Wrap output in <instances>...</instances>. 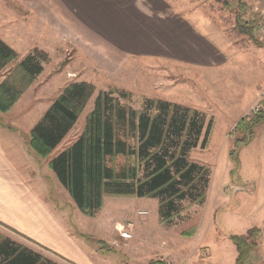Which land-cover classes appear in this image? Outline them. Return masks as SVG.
Instances as JSON below:
<instances>
[{"label":"crops","instance_id":"obj_1","mask_svg":"<svg viewBox=\"0 0 264 264\" xmlns=\"http://www.w3.org/2000/svg\"><path fill=\"white\" fill-rule=\"evenodd\" d=\"M240 2L260 24L263 9L258 0L254 5ZM188 6L189 0H0V39L19 55L18 61L0 74V85L12 68L36 50L48 55V63L60 62L51 76L57 85L67 84L62 89L56 85V96L48 105L45 97L41 99L44 91L38 106L28 98L34 91L32 86L10 112L2 113L10 116L16 110L17 124L0 123V237L63 263L95 264L88 249L49 204L41 168L44 160L29 146L31 130L69 84L87 82L97 88L92 80L107 78L124 86L130 65L156 62L204 75L200 84L211 89L215 104L218 100L222 104L232 101L241 111L252 109L264 88V47L255 48L251 41L241 46L243 41L205 17L192 15L194 11ZM43 68L44 73L45 62ZM253 69L261 72L263 86L240 89L242 76ZM84 74L85 80H68L69 75L77 78ZM240 158L242 173L247 170L250 175L257 174L254 181L259 191H252L262 201L256 224L261 230L259 247L250 263L264 264V125L257 129L255 140L241 151ZM249 182L242 180L241 184L225 187L233 189L234 199V187L246 194L251 189ZM228 211H234V207L230 205ZM237 257L235 253L233 263Z\"/></svg>","mask_w":264,"mask_h":264},{"label":"trees","instance_id":"obj_2","mask_svg":"<svg viewBox=\"0 0 264 264\" xmlns=\"http://www.w3.org/2000/svg\"><path fill=\"white\" fill-rule=\"evenodd\" d=\"M247 11V5L240 2L236 27L263 48L264 42L255 35L257 21H247ZM18 58V53L0 39V74ZM47 61L48 55L36 50L8 72L0 85L1 113L14 108L43 73V62ZM95 93L96 87L87 82H74L63 90L30 132L29 146L37 156L47 159L56 151L76 127ZM116 94L99 93L83 132L49 162V168L82 214L95 217L106 197L158 199L160 217L166 221L181 215L187 209L185 202L189 206L204 204L211 172L204 164L192 161L191 153L208 147L213 124L207 122L206 115L161 100H147L142 110H136L121 102L129 101L130 94ZM263 125L264 112L240 120L230 153L234 161ZM120 160L124 162L120 164ZM260 236L259 228L243 236H229L238 250L235 264H251ZM0 264L57 263L11 238L0 237Z\"/></svg>","mask_w":264,"mask_h":264},{"label":"rangeland","instance_id":"obj_3","mask_svg":"<svg viewBox=\"0 0 264 264\" xmlns=\"http://www.w3.org/2000/svg\"><path fill=\"white\" fill-rule=\"evenodd\" d=\"M243 1L250 4L257 0ZM238 5V0H189L188 7L194 11L192 15L203 16L212 25L227 29L239 41H243L244 44L241 46L245 47L251 40L237 27L235 28ZM253 18L254 13L248 11L245 19L250 21ZM258 24L257 21L255 35L261 39L257 33ZM251 43L254 45L252 41ZM45 63L46 71L37 78L32 85L34 91L28 96L32 98L31 103L35 106H38V99L44 91L45 95H42L41 99L45 97L47 105L56 96L53 90L55 91L57 83L51 73L60 62L57 64V61L51 60ZM255 70L259 69L255 67ZM255 70L242 76L240 83L243 87L238 85L240 89H258L263 86L261 72ZM68 77H71L69 81L85 80V74L77 75V78L76 76L72 78L71 75ZM203 79L204 75L198 72L170 68L156 62L130 65L124 86L112 79L99 78L98 81L94 79L92 81L97 85L96 93L76 127L49 158H41L44 160H41L43 161L41 168L45 171L43 181L50 198L49 204L70 226V232L88 249L89 257L95 264H150L154 261L163 264H235L234 255L238 250L229 236H243L257 228L256 224L262 212L260 196L254 197L255 191H259L258 183L254 181L257 174L252 172L250 175L247 170L242 173L243 165L240 158L241 151L250 144L239 152L237 161L230 156L236 137V126L242 118L255 116L252 111L254 106L246 113L247 108L241 111L239 104L232 101H225L222 104L221 100H218L215 104L216 101L212 100L215 98L214 93L200 84ZM65 85L66 82H63L58 84L57 88L62 89ZM102 91L117 92L116 97L119 96V92L130 94L132 97L129 101L121 99V102L129 103L136 110H142L147 100H161L189 107L206 115L207 122L213 124L208 147L198 148L191 153L192 161L204 164L211 172L210 188L204 204L189 206V202H185L184 206L187 209L173 220L166 221L160 217L158 199L106 197L102 210L95 217L90 218L82 214L49 168V162L74 143L83 132L87 116L93 110L94 102ZM216 94L221 96L219 92ZM263 94L264 88L260 91L259 98ZM16 118V110L10 116L0 113L1 124L9 122L16 126ZM20 123L22 124V120ZM21 127L26 133V127L23 124ZM22 129L20 128L19 132L24 133ZM120 161V164L124 162ZM242 180H249L248 186L251 189L245 194L237 192L238 189L234 187L233 199L231 193L233 189H227L225 186L241 184ZM230 205L234 207V211H228ZM124 232H128L132 237L122 238ZM191 232H194L193 235L188 236ZM91 247L94 249L93 255ZM41 253L59 264H68Z\"/></svg>","mask_w":264,"mask_h":264},{"label":"built area","instance_id":"obj_4","mask_svg":"<svg viewBox=\"0 0 264 264\" xmlns=\"http://www.w3.org/2000/svg\"><path fill=\"white\" fill-rule=\"evenodd\" d=\"M258 2L260 3V5L262 7L263 12H262L260 24L258 25V32L257 33H258L260 38L264 39V0H258ZM263 110H264V94L262 96H260L259 101L256 102L252 111H253V114L256 115L257 113H260ZM131 237H132V235L129 234L128 232L122 233V238H124V239H129Z\"/></svg>","mask_w":264,"mask_h":264}]
</instances>
